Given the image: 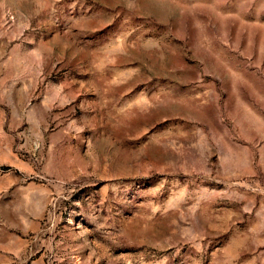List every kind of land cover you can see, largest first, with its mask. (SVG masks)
I'll use <instances>...</instances> for the list:
<instances>
[{"label":"rangeland","instance_id":"rangeland-1","mask_svg":"<svg viewBox=\"0 0 264 264\" xmlns=\"http://www.w3.org/2000/svg\"><path fill=\"white\" fill-rule=\"evenodd\" d=\"M0 264H264V0H0Z\"/></svg>","mask_w":264,"mask_h":264}]
</instances>
